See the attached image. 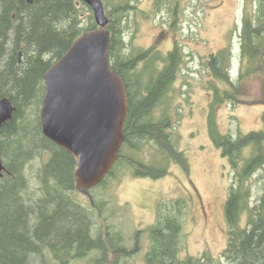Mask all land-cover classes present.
Wrapping results in <instances>:
<instances>
[{
	"label": "trees",
	"instance_id": "1",
	"mask_svg": "<svg viewBox=\"0 0 264 264\" xmlns=\"http://www.w3.org/2000/svg\"><path fill=\"white\" fill-rule=\"evenodd\" d=\"M102 1L109 19L111 65L126 85L129 112L124 147L109 176L97 188L127 165L135 177L154 180L165 177L172 163L188 170V158L179 148L180 136L168 111L154 120V110L165 102L177 79L183 60L179 45L161 59L163 69L155 76L151 74L146 84L137 77L138 95L132 89L131 74H136L140 62L152 58L153 50L122 54L127 50L123 34L129 25L125 22L131 12L137 13V0H111L115 4ZM92 13L80 0H35L33 5L26 0H0V98H10L16 108L13 120L0 129V156L6 168L0 178V264H47L46 258L70 264L92 252L97 253L93 264H119L120 256H133L140 247L139 242L128 250L123 235L108 228L104 234L93 236L101 206L94 199L91 208H86L72 196L77 191L76 158L48 140L42 131L39 112L45 97V74L75 40L98 28ZM258 15V24L245 20L242 33L243 52L251 61L264 48V0L260 1ZM220 54L212 55L208 64L216 79L233 84L226 59ZM225 98L226 94L219 97L217 93L215 100ZM210 132L213 143L234 170L225 206L227 247L218 259L204 254L199 258L188 256L181 262L186 236L182 217L187 202L179 199L171 205L163 203L155 224L147 228L150 246L146 264H264V196L251 206L248 184L255 171L264 167L263 138L256 132L237 138L220 134L212 118ZM144 144H153L156 149L150 163L134 158ZM247 148H251L249 158L244 155ZM36 159H41L42 167L38 191L33 192L27 167Z\"/></svg>",
	"mask_w": 264,
	"mask_h": 264
},
{
	"label": "rangeland",
	"instance_id": "2",
	"mask_svg": "<svg viewBox=\"0 0 264 264\" xmlns=\"http://www.w3.org/2000/svg\"><path fill=\"white\" fill-rule=\"evenodd\" d=\"M260 1L137 0L134 3L138 10L131 12L129 21L125 22L129 25L123 34L127 50L122 54L153 52L152 58L140 62L139 70L131 74L133 91L139 95L137 77L146 84L151 74L157 75L164 67L161 59L176 45L183 54L177 79L165 102L154 110V120L161 119L168 111L180 136L179 148L186 154L189 165L185 171L172 163L169 173L158 180L135 177L127 165L109 177L102 187L87 192L77 190L72 195L86 208H91L94 199L100 204L101 211L92 229L94 237L104 234L108 228L123 235L128 250L132 251L140 242L136 254L120 256L119 264H146L145 255L150 246L147 228L155 224L163 203L171 205L179 199L187 202L182 217L186 236L180 251L181 262L188 256L199 258L204 254L218 259L226 249L225 206L234 170L213 143L210 120L220 134L237 138L256 132L261 134L264 143V48L258 51L260 56L255 61L242 48L245 20L258 24ZM219 52L226 57L233 84L216 79L208 64L211 56ZM217 93L219 97L226 94V98L221 102L215 100ZM41 112L42 107L40 121ZM33 120L37 125L36 115ZM155 152L153 144H144L134 158L150 163ZM127 153L133 156L130 151ZM244 155L252 156L251 148ZM40 163L41 159L40 162L36 159L27 167L33 192L39 187ZM248 184L252 190L251 206H254L264 196V167L255 171ZM245 223L246 215L242 225ZM141 230L145 232L138 235ZM96 258L97 253L92 252L70 264H93ZM46 261L60 264L51 262L50 258Z\"/></svg>",
	"mask_w": 264,
	"mask_h": 264
},
{
	"label": "water",
	"instance_id": "3",
	"mask_svg": "<svg viewBox=\"0 0 264 264\" xmlns=\"http://www.w3.org/2000/svg\"><path fill=\"white\" fill-rule=\"evenodd\" d=\"M80 1L92 9L98 28L75 40L46 72L41 125L48 140L75 156L76 189L87 192L104 182L119 158L129 98L124 80L111 65L103 1ZM15 111L10 98H0V129L13 120ZM5 172L0 156V178Z\"/></svg>",
	"mask_w": 264,
	"mask_h": 264
},
{
	"label": "bare ground",
	"instance_id": "4",
	"mask_svg": "<svg viewBox=\"0 0 264 264\" xmlns=\"http://www.w3.org/2000/svg\"><path fill=\"white\" fill-rule=\"evenodd\" d=\"M72 44H73V43H72ZM219 53H220V52H219ZM219 53H218V54H219ZM218 54H217V55H218ZM229 54H230V53H229ZM215 55H216V54H215ZM220 55H222V54H220ZM224 56H225V55H224ZM216 57H217V56H216ZM218 57H219V56H218ZM222 58H223V57H222ZM222 58H221V59H222ZM225 58H226V57H225ZM218 59H219V58H218ZM223 59H224V58H223ZM223 59H222V60H223ZM211 60H212V59H211ZM215 60H216V59H215ZM219 63H220V61H219ZM221 63H223V62H221ZM216 67H217V66H216ZM216 67H215V68H216ZM223 67H224V66H223ZM215 68H214V69H215ZM224 68H225V67H224ZM224 68H223V69H224ZM223 69H222V70H223ZM220 71H221V70H220ZM224 71H225V70H224ZM214 72H215V70H214ZM216 72H217V71H216ZM217 73H218V72H217ZM220 73H221V72H220ZM229 75H230V74H229ZM123 147H124V146H123ZM127 148H128V147H127ZM128 150H129V149H128ZM225 209H226V208H225Z\"/></svg>",
	"mask_w": 264,
	"mask_h": 264
}]
</instances>
